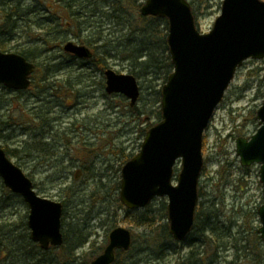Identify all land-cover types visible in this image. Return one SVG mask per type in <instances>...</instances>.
Masks as SVG:
<instances>
[{
	"label": "rangeland",
	"instance_id": "rangeland-1",
	"mask_svg": "<svg viewBox=\"0 0 264 264\" xmlns=\"http://www.w3.org/2000/svg\"><path fill=\"white\" fill-rule=\"evenodd\" d=\"M138 1L142 3L144 0ZM188 1L194 3L197 28L201 32H208L220 14L222 0ZM24 3L29 6L27 12L30 9L29 19L37 14L39 17H43L42 24L40 26L31 25L30 28L20 25L8 35L0 37L9 49L13 51L27 48L31 51L35 61H42L47 57L65 58L64 64L67 62L70 67L65 68V71L62 70L54 79L64 80L67 72L74 71L86 76L90 71H93L91 67L89 70L85 69L87 61L76 62L71 57L64 56L63 45L67 41L79 43L73 35L65 34L67 38L61 46L50 47L48 51L41 52L44 27L49 25V28L52 29L56 24V16L43 9L42 4L36 5L32 0H25ZM33 10L38 13L31 12ZM101 21H103L102 27L105 35L109 33L110 22L109 20ZM150 24L148 27L151 26ZM159 28L165 32L164 23L160 24ZM59 30V26H56L54 33L64 34ZM27 31H30L29 35L26 33ZM115 34L117 36L119 33ZM91 35L92 39L97 36L95 33ZM61 37H63L62 34ZM110 37L107 38L113 40L114 37ZM123 38H121V42L125 45L126 42ZM111 45L113 46V43ZM118 50L121 52H118L115 59H107L108 66L118 73L131 74L130 62L123 59L126 53L122 48ZM110 53L113 54L114 51ZM263 72L264 58L248 59L237 69L223 99L211 118L204 135L202 148L204 167L199 179V199L196 208L201 206L203 211H210L213 208L211 207L213 202H221L220 200H222L223 208H220L221 211H217L218 218L213 223L219 234L223 233L220 230L221 225H229L226 219L228 215L229 217L233 215L232 209L234 211L242 207L243 214H245L244 219L248 220L247 224L250 230L246 235L250 241V255L248 258L246 257V260L239 258L237 264H264V243L257 232L260 226L257 211L263 203L262 186L258 172L259 164L254 163L249 167L242 166L235 151L236 138L238 136L248 138L258 127L255 114L264 98ZM77 79L79 80L80 76ZM137 81L140 86V96L136 105L145 112L144 117H148L147 122H157V110L160 105L155 102V95L152 91L164 84L162 75L154 78L152 74H148L137 77ZM104 83V74L100 71H93L88 79H83V84L79 86V94L74 98L64 95L61 91L55 95L50 88L43 91L40 96H30L33 91L31 88H28L24 94L18 95L17 91L0 85V145L3 147L6 144L9 148H15L21 143H32L34 134H36V140L56 143L57 155L49 161L42 160L40 162V158L34 157L19 165L15 158H11V160L21 167L31 179L33 187L39 195L63 203L61 230L69 232L70 235L77 231L88 237L89 242L75 251L77 256L75 261L67 264H85L84 260L90 259L89 256L91 255L89 252L90 242L94 241L96 247L102 246L104 248L109 231L117 226L131 230L134 240L130 254L144 258L140 264H180L190 250L187 243H172V248L162 261L148 262L146 261L149 258L146 255L148 249L144 239L146 230L132 223L133 214H138L148 205L153 210L155 209L154 213L157 219L161 222H167L166 218L162 219L159 211L162 203L167 204L166 196L155 197L144 208L133 210L127 209L123 205L120 207L116 202L119 190H115L114 186L118 181L120 182L121 178L120 169L123 165V154L121 153L124 152V155L128 156L139 151L145 133L142 132V129L147 122L140 123L139 120L130 115L126 106L127 98L123 99L120 95H104ZM21 106H24L25 111H27V121L23 123L26 130L29 127V131L26 133L17 126L16 122L19 113H21L19 112ZM34 106L36 109L32 111L31 108ZM35 111L43 116L45 114L49 121L55 119L53 121L55 130L53 133L43 135L42 139H40L42 131L31 130L34 129L33 122L37 126V121H28L31 117L29 114ZM13 119L14 121H12ZM66 127H73L75 130L68 131ZM65 136L71 139V143L75 144L74 149L70 148L66 151L65 146L60 145L66 143ZM80 143H87L93 155L95 154V158L86 159L88 171L82 172L81 176L74 180V172L76 169H81L82 159L79 157L81 154L77 155V151L82 148ZM110 150H121L122 152L113 154ZM34 155L36 156V153ZM91 160L92 162H89ZM222 167H224L223 178L222 176L220 178ZM180 168V160H178L174 167L172 179L174 184ZM225 179L227 182L224 184ZM99 181L103 187L97 190L96 183ZM69 185L72 186L69 188L72 195L67 197L66 187ZM92 191L94 192L92 193ZM217 205L218 203L215 204L216 207ZM27 215V205L23 200L19 201L17 196L4 186L0 178V232L7 237L6 241H15L23 235L24 230L21 225L24 219H27ZM235 220L237 221L233 223L231 232L237 238L238 245H244L245 243L241 239V236L244 235L240 232V227L245 223H242V219L239 217ZM254 231L258 236H255ZM194 237L196 235L192 236V239H195ZM229 246L225 250H219L217 256L214 257L215 259L213 258L214 264H226L227 261L234 259V248ZM201 249L204 250L205 245H202ZM239 255L241 256V254ZM210 259L209 254L207 261ZM22 260V258L0 260V264H24Z\"/></svg>",
	"mask_w": 264,
	"mask_h": 264
},
{
	"label": "water",
	"instance_id": "water-1",
	"mask_svg": "<svg viewBox=\"0 0 264 264\" xmlns=\"http://www.w3.org/2000/svg\"><path fill=\"white\" fill-rule=\"evenodd\" d=\"M140 12L167 19L173 70L161 88V119L146 130L139 151L121 167L119 199L124 207L139 209L155 197L166 196L168 230L175 241L181 242L194 223L205 131L236 70L247 59L264 58V0H222L220 14L208 32L197 29L188 0H145ZM63 48L80 59L90 56L85 45L72 41ZM34 68V63L21 54L0 51V85L25 90ZM104 76L106 93H118L131 105L136 103L140 87L135 76L111 68ZM255 118L258 128L249 138L238 136L235 151L242 166L259 164L263 203L257 211V232L264 243V99ZM178 160L181 168L174 184ZM0 178L27 205L31 240L42 249L60 246L62 203L39 195L31 179L1 145ZM131 243L129 228L114 227L103 251L89 264H113L116 251L128 250Z\"/></svg>",
	"mask_w": 264,
	"mask_h": 264
},
{
	"label": "trees",
	"instance_id": "trees-1",
	"mask_svg": "<svg viewBox=\"0 0 264 264\" xmlns=\"http://www.w3.org/2000/svg\"><path fill=\"white\" fill-rule=\"evenodd\" d=\"M24 1L25 0H0L1 38L5 35H8L12 30L19 28L20 25H23L26 28H30L31 25L40 26L42 24L41 20L43 17H39L37 14L33 15V19H29L30 9L29 12H27L29 6L25 5ZM32 1H34L36 5L42 4V6L44 7L43 9L49 11L51 14L56 16L57 19L56 24L55 22H53L55 25L52 27V29L49 28V25L44 27V37L42 43L43 48L41 50V52L43 53L48 51L50 47L55 48L58 47V45L61 46L62 42L67 38L65 34H68L73 35V37L78 40V44L85 45L87 48H89L90 56L87 59H79L64 50L63 54L65 57H71L76 62L87 61L86 66L84 65L86 70H89V68L91 67L93 68L94 72L100 71L102 74H104V72L110 68L108 66L107 59H115L118 52H121L118 50L119 48H122L126 53L123 59L130 62V65L132 67L130 72L133 76L136 77V79L137 77L146 76L148 74H152L154 78L162 75L163 82H165L168 75L173 69L168 53L167 20L165 18L142 15L140 12V8L143 2L140 3L138 0ZM190 4L192 12L195 16V7L193 1L190 2ZM31 12L36 13L37 11L33 10ZM101 20H109L110 22V26L108 28L109 33L105 35L103 34V21ZM149 23H151V26L148 27ZM162 23H164L165 32L159 28V25ZM56 26H59V31L64 32V34L60 33L58 35L54 33ZM122 31L125 32L122 33ZM26 33L29 35L30 31H27ZM94 33L97 36L95 39H92L91 34L94 35ZM115 33L119 34L116 36ZM61 34L63 35V37H61ZM123 36L125 37L123 38ZM107 37H114V41ZM121 38L125 40V45L123 44V42H121ZM111 43H113V46L111 45ZM0 51L11 52L12 49H9L5 41L0 39ZM111 51H114V53L111 54ZM12 52L21 54L27 60L33 62L35 65L34 73L32 74V82L29 87L33 90L32 95L30 96L34 97L40 96L42 92L46 91L48 88H50L55 95H58L59 91H61L64 95L71 96V98L77 97L80 91L79 86L83 84V79H88L91 76V72H93L90 71V73H88L86 76H83L82 73H75L74 71H72L66 73V77L64 78V80H59V78L54 79V77L58 73L60 74L62 70L65 71V68L70 67L68 66L70 65L69 63L66 62L64 64L65 58L61 57L57 59L55 57H47L42 61H35L34 56L31 54V51H29L27 48L25 50L15 49ZM79 76L80 79L78 80L77 78H79ZM161 88L162 86L152 91L155 95V102L159 105L161 100ZM26 90H19L17 91V94L22 95ZM104 95L118 96L120 94H107L105 92ZM120 96H122L123 99L126 98L123 95ZM126 106L130 115H132L134 119L139 120L140 123L148 121V117H144L145 112L142 111L136 105V103L131 105L130 101L127 99ZM21 107V111L19 109V112L21 113H19L16 122L18 124L17 126H19L23 130V132L26 133L27 131H29V127L26 130L23 126V123L27 121V111H25L24 106ZM35 109V106L31 108L32 111ZM29 115L31 116L28 119L29 122H33L34 120L37 121V126L33 122L34 129L31 130L37 132L42 131V133L40 134V139H42L43 135L49 134L51 132L53 133V131L55 130L53 125V121H55V119H50L49 121V119L46 118L45 114L43 116L37 111ZM157 117L159 121L161 119L160 108L157 110ZM12 121H14V119ZM154 123L147 122L146 126L142 129V132H146V130L150 128ZM66 128L68 131L75 130V128L73 127ZM35 136L36 134H34V140L32 141V143H21L20 146H17L15 148H9L5 144L3 146L5 153L9 158H15L19 165H21V163H24V161H26L27 159H33L34 157L40 158L39 161L41 162L42 160L49 161V159H52L57 155V145H55L56 143H46L41 140H36ZM64 140L66 143H62L60 145H64L66 151L70 148L74 149L75 144L71 143V139H68L67 136H65ZM80 144H82V148L81 150L77 151V155L81 154L79 155V157L82 159L80 165L81 169H76V171L74 172V180H77L81 176L82 172L85 173L86 171H88L86 159L90 157L95 158V154L93 155V152L90 150V146L87 143ZM110 152L116 154L122 151L110 150ZM35 153L36 156L34 155ZM121 154H123L122 163H125L134 155L133 153L127 156L124 155V152H122ZM89 162H92V160ZM221 170L222 172L220 173V178L221 176L223 178L224 167H222ZM226 182L227 181L225 179L224 184ZM96 184L97 190H99L100 187H103L101 185V181L97 182ZM71 187L72 186L70 185L66 187L67 197H70L72 195V192L69 191V188ZM114 188L115 190H119V181L116 183ZM93 192L94 191H92V193ZM16 196L19 201L22 200L20 196ZM100 197L102 198L103 196ZM116 198V202L121 207L122 204L119 200V195ZM220 201L221 202H213V205L211 206L213 208L210 211H203L201 206H198V208H196L192 230L187 238L181 242H177L172 238L168 230V222H161L159 219H157V216L154 213L155 209L153 210L150 205L141 210V213H134L132 223L135 226L143 227L146 230L144 239L149 251H147L146 253V255L149 257H145L147 258L146 261H162L167 252L172 248V245L174 243H187L190 246V250L188 251L186 257H184V260L180 262V264H214V257L217 256L219 250H225L229 246V244H232L235 251V256L233 260L227 261L226 264H237V260L239 258L246 260V257L248 258V256L250 255V241L248 239V236L246 235L250 228L247 224L248 220L246 221V219H244L245 214H243V208L240 207L234 211L233 209L231 210L232 213L234 212L233 215L231 217H229L228 215L226 219V221L229 222V225H221L220 230H222L223 233L219 234L213 223L218 218L217 211H221L220 208H223V202L222 200ZM216 203H218L217 207L215 206ZM159 211L162 219L166 218L167 221L165 203H162ZM238 217L239 219H242V223L246 224H242L240 227V232H242V234L244 235L241 236V239H243V242L245 243L244 245H238L236 241L237 238H235L231 232V227L233 223L237 221L235 219ZM21 226L24 230V233L19 239H16L15 241H6L7 237H5L3 233L0 232V260H13L14 258H22V262L24 264L72 263L77 258V256L75 255V251L89 242L88 237L84 236L80 232L78 233L77 231H75L70 235L68 234L69 232H63V230H61L63 236L62 244L58 247H49L48 249L44 250L37 243L31 240L26 219H24ZM254 234L255 236H258L256 231H254ZM194 235H196V237H194L195 239H192V236ZM133 240L134 237L132 238V245ZM239 241L242 242V240ZM202 245H205L204 250L201 249ZM131 247L126 251H117L113 264H140L141 262H143L144 258L136 257L135 255L130 254ZM101 249L103 250L102 246L96 247L94 241L90 242L89 252L91 255L89 256L90 259H88L87 261L86 259L84 260L85 264H89V262L95 256L101 253ZM209 254L211 259L210 261H207ZM239 254H241V256Z\"/></svg>",
	"mask_w": 264,
	"mask_h": 264
},
{
	"label": "flooded vegetation",
	"instance_id": "flooded-vegetation-1",
	"mask_svg": "<svg viewBox=\"0 0 264 264\" xmlns=\"http://www.w3.org/2000/svg\"><path fill=\"white\" fill-rule=\"evenodd\" d=\"M31 82H32V77H31ZM31 85V84H30Z\"/></svg>",
	"mask_w": 264,
	"mask_h": 264
}]
</instances>
